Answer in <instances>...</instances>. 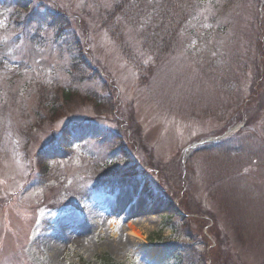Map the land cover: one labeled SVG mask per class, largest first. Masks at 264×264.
<instances>
[{
    "label": "rangeland",
    "instance_id": "rangeland-1",
    "mask_svg": "<svg viewBox=\"0 0 264 264\" xmlns=\"http://www.w3.org/2000/svg\"><path fill=\"white\" fill-rule=\"evenodd\" d=\"M139 1L0 0V264H264V0Z\"/></svg>",
    "mask_w": 264,
    "mask_h": 264
},
{
    "label": "trees",
    "instance_id": "trees-1",
    "mask_svg": "<svg viewBox=\"0 0 264 264\" xmlns=\"http://www.w3.org/2000/svg\"><path fill=\"white\" fill-rule=\"evenodd\" d=\"M178 0H164L163 1V5L162 8L160 10V12H156L155 10L153 11V13L151 15H149L148 13L143 14V12L138 16L136 22L133 23V25H136L139 21L143 20H149L154 22V24L158 25L159 29H162L165 33H166V39L164 40L163 44H165V42H167V40L169 39H176V34L179 33V29L181 28L180 24L183 21V19H185V23H189L194 21L193 17L189 20L188 17L189 15H187V17L185 18V16H176L178 14V11L176 10V5H174L173 3L177 2ZM135 9H139V10H145L146 6L143 4V2H140L138 0V2H136L134 5ZM132 8V7H131ZM128 9L127 11H125V13H123L122 15L126 16L127 18H129V15L132 14L133 10L132 9ZM120 11V10H117ZM150 16V19H148ZM177 18V19H176ZM130 19V18H129ZM195 23V21H194ZM103 28L104 27H108V23L105 24L103 23ZM177 40V39H176ZM79 66L78 64L76 65V67ZM97 261L99 264H119L116 261H114L111 257H109L108 255L104 254V256H99L97 257ZM82 264H86L84 261Z\"/></svg>",
    "mask_w": 264,
    "mask_h": 264
},
{
    "label": "bare ground",
    "instance_id": "bare-ground-1",
    "mask_svg": "<svg viewBox=\"0 0 264 264\" xmlns=\"http://www.w3.org/2000/svg\"><path fill=\"white\" fill-rule=\"evenodd\" d=\"M134 210H136V209H134ZM150 218H152V215H151V213H148V212H146L143 217H136V216H134L132 218L133 224H134L132 226L134 228L131 227V226H130V228L132 230L135 229L136 227L139 228V229H146L147 228V229H153V230H155V228H156L154 226L155 225V221L153 219H150ZM135 233H136V231H135ZM135 233L132 232L131 234H134L135 235ZM56 250H60L61 251L62 250V245L61 244H58V247L56 248Z\"/></svg>",
    "mask_w": 264,
    "mask_h": 264
}]
</instances>
